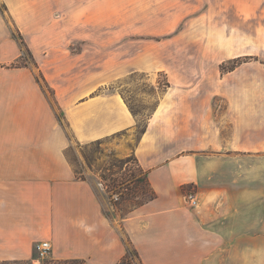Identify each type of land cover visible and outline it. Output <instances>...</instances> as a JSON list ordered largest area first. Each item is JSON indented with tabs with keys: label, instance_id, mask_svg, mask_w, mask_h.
Returning a JSON list of instances; mask_svg holds the SVG:
<instances>
[{
	"label": "crops",
	"instance_id": "0c3cea01",
	"mask_svg": "<svg viewBox=\"0 0 264 264\" xmlns=\"http://www.w3.org/2000/svg\"><path fill=\"white\" fill-rule=\"evenodd\" d=\"M254 3L180 0L191 26L178 58L164 55L171 86L139 132L123 95L108 90L119 76L84 66L62 78L61 66L83 57L58 49L68 41L59 33L27 40L53 106L32 69L12 66L22 51L1 7L12 17L18 6L22 28L28 0H0V264H119L127 239L144 264H264V62L222 71L260 50L243 26ZM63 122L74 141L111 140L133 157L155 197L117 214L77 176Z\"/></svg>",
	"mask_w": 264,
	"mask_h": 264
},
{
	"label": "rangeland",
	"instance_id": "374dc122",
	"mask_svg": "<svg viewBox=\"0 0 264 264\" xmlns=\"http://www.w3.org/2000/svg\"><path fill=\"white\" fill-rule=\"evenodd\" d=\"M253 1L256 3L243 26L252 42L261 47L258 52H251L252 57L240 58V64L254 62L256 56L258 60L261 56L264 62V0ZM1 9L21 48L24 57L21 67L33 70L53 106L56 107L54 93L44 82L23 40L26 45L27 40L37 44L43 34L52 37L59 33L68 41L57 48L67 49L69 55L82 53L83 57L61 66L62 78L73 77L84 66L93 72L106 70L109 77L119 76L108 90H117L123 95L139 117V132L171 86L169 73L163 71L164 55L176 54L174 58H178L181 45L186 42L181 33L191 26L182 15L180 0H28L22 28L14 18L19 14L18 6L11 9L12 17L6 7ZM233 24L242 28L238 19L233 18ZM193 42H198L200 47L204 44L203 40ZM237 60L224 63L223 72L227 74L237 65ZM59 115L62 121L60 112ZM63 123L72 141L67 156L77 176L90 180L114 205L117 214L123 215L150 200L153 191L133 157L115 152L111 140L80 144L72 139L68 126Z\"/></svg>",
	"mask_w": 264,
	"mask_h": 264
},
{
	"label": "trees",
	"instance_id": "16d2710c",
	"mask_svg": "<svg viewBox=\"0 0 264 264\" xmlns=\"http://www.w3.org/2000/svg\"><path fill=\"white\" fill-rule=\"evenodd\" d=\"M3 14H4V12H3ZM21 37H22V35H21ZM22 40H23V37H22ZM23 42H24L25 46L27 47V45H26V43H25L24 40H23ZM27 49L29 50L28 47H27ZM29 52H30V50H29ZM23 58H24V57L21 56L20 59H19V60L13 65V66H21V63H20V62L22 61ZM240 61H241V60L238 59L235 63L238 65V64H240V63H239ZM35 65H37V64L35 63ZM237 65L234 66V67H232L231 70L235 69V68L237 67ZM222 71H225V67H223V66H222ZM42 78H43V76H42ZM37 79H38V78H37ZM38 80H39V79H38ZM145 176H146V175H145ZM80 178H82V177H80ZM83 179H84V178H83ZM154 197H155V194H154V192H153V195H152V197H151L150 199H153ZM127 242H128V250H127V254L125 255L124 259H123L119 264H144V263L142 262L140 256H139V253H138L137 250L131 245V242H130L129 239H127ZM64 264H69V263H64ZM71 264H81V262L75 261V262H72Z\"/></svg>",
	"mask_w": 264,
	"mask_h": 264
},
{
	"label": "built area",
	"instance_id": "2783aa9c",
	"mask_svg": "<svg viewBox=\"0 0 264 264\" xmlns=\"http://www.w3.org/2000/svg\"><path fill=\"white\" fill-rule=\"evenodd\" d=\"M187 200L189 201L190 205L192 207H197L199 205V200L198 198L196 197V194L194 193H190L188 196H187ZM50 250V246H49V243L48 242H44L42 244V249L40 251V255L41 256H46L48 254Z\"/></svg>",
	"mask_w": 264,
	"mask_h": 264
}]
</instances>
